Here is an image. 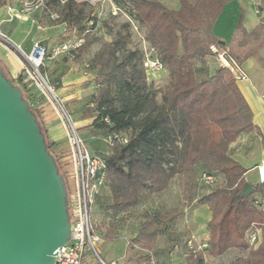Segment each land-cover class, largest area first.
<instances>
[{"label":"trees","instance_id":"1","mask_svg":"<svg viewBox=\"0 0 264 264\" xmlns=\"http://www.w3.org/2000/svg\"><path fill=\"white\" fill-rule=\"evenodd\" d=\"M236 1L177 0L178 7L171 9L159 0H113L120 12L117 16L107 13L106 21L113 23L114 30L117 17L126 8L138 30L143 31V41L167 72L169 84L159 105L142 68L144 53L127 48L129 37L105 24L112 39L102 42L100 50L88 58L96 87L88 109L95 119L88 129L97 131L106 147L104 154L94 156L103 158L106 164L105 178L113 198L106 211L113 219L134 208L143 193L164 192L169 181L179 174L192 185L196 167H200L198 181L211 188L195 201L197 208L207 207L211 213L206 255L222 258L229 252H242L246 253L243 264H264V185L255 186L250 196H240L245 170L227 152L241 135L254 131L251 112L228 69L218 63L211 74L206 69V59L215 60L211 47L219 54L224 52L240 68L264 47V14L257 27L246 32L243 12L239 11L232 36L240 34L245 39L243 50H233L232 39L226 44L213 34L225 8ZM58 3L60 0H49L46 6ZM86 7L76 0H66L62 6L61 22L67 38L81 35L87 24L94 22V31L85 37L81 49L72 58L65 56L72 64L85 59L92 45L101 43L97 33L102 18L97 20L91 7L93 12L85 15ZM1 69L4 77L20 89L65 180L68 172L61 167L48 141L34 87L24 75L12 80ZM196 74H202V78L197 79ZM112 135L126 137V145L109 147L105 142ZM61 159H65L66 168V158ZM203 175L217 178L220 184L206 186L201 181ZM179 214L175 209L164 215L156 211L143 214V224L129 241V249L145 251L144 259L152 261L158 233ZM255 227L261 231L262 242L251 246L248 238ZM187 260L188 264H204L203 252L191 253Z\"/></svg>","mask_w":264,"mask_h":264},{"label":"crops","instance_id":"2","mask_svg":"<svg viewBox=\"0 0 264 264\" xmlns=\"http://www.w3.org/2000/svg\"><path fill=\"white\" fill-rule=\"evenodd\" d=\"M262 1L264 0H237L227 7L233 5L232 12L234 14H238L239 11L243 12V27L246 32H250L257 27L263 16V13H259L258 10ZM76 2L78 1L76 0ZM3 5V2H0V29L21 52L27 54L34 43H40L50 49L63 42L53 45L55 40L51 32L56 28L43 25L40 18L41 13L33 14L25 22L17 20L7 22L6 9L8 6L3 7ZM9 7L18 8L19 4ZM176 7L177 3L171 9H176ZM247 14L248 18L246 17ZM219 21L220 18L215 23L213 34L221 42L227 44L233 37L234 19L229 29H226V26L228 27L229 25L228 21L224 22L226 24L225 27ZM64 31L65 26L62 32L65 33ZM94 46L95 44L92 45L89 55L76 64H72L65 57L46 62L43 73L54 91L55 98L62 105L79 136L88 145L89 152L92 155H100L106 151L104 141L97 131L88 129L95 119V116L88 111L92 106L90 102L91 96L96 90L93 82L94 76L88 65V58L98 51V49L93 50ZM155 56L152 58L157 59ZM0 66L10 79L15 80L19 75H23L24 59L17 50L7 49L0 45ZM206 67L208 74H211L217 68V62L213 58H208L206 59ZM242 69L246 73L248 80L237 81L236 86L250 109L254 131L247 135H241L229 146L227 152L230 158L245 170V183L250 184L254 189L255 186L261 185L257 179L255 167L264 162V47L254 57L247 59L242 64ZM199 75L201 76L202 74H196L197 79L202 78ZM160 82L161 84L167 83V86L169 84V78L165 70L158 72L155 76L147 75V83L153 85L152 91L154 89L159 90ZM33 90L36 91L38 96L36 105L40 110V120L46 128L48 141L53 145L54 154L59 158L60 164L63 165L65 159L61 158H66L68 161L70 152L66 140V123L57 110L55 103L51 102L48 96L40 93L35 88ZM156 101L159 105L162 103V99L158 100L156 98ZM62 167L65 170L69 169ZM177 177L178 175L169 181L168 188L159 195L143 193L134 208L125 211L114 219L106 211V208L113 201L112 193L108 182L106 181L103 184L104 186L94 198L91 220L95 231L98 234L100 232V236L105 229L107 230L110 222L112 223L111 225L115 226V229L111 232L113 237L109 236L108 240L114 244L115 242L116 244L120 243L117 244L120 246V252L117 253L116 258L110 257V264H146V259L144 258L147 253L145 251L143 252V250L137 248L129 249L128 247L129 241L136 237L139 226L143 224L142 215L152 213L140 209L145 201H150L154 198L162 201L164 211L159 212L162 215L169 213L173 209L180 208L179 205H176V203L181 202V190L175 186ZM176 198H178L177 201ZM199 209H203L202 213L199 212ZM210 219L211 213L207 207H198L197 209L185 210L180 213L168 227L161 229L158 233L152 248V258L155 259L156 264H188L187 256L199 251L203 252L204 264H243L246 253L242 252H229L222 258H211L206 255L205 248L209 238L207 225ZM256 229L258 230L256 245H259L262 242L261 231L259 228ZM120 238L123 242L120 241ZM100 242L103 244L107 241L102 239ZM186 250H189L190 253L186 254ZM128 251L133 253L130 258L128 257Z\"/></svg>","mask_w":264,"mask_h":264},{"label":"water","instance_id":"3","mask_svg":"<svg viewBox=\"0 0 264 264\" xmlns=\"http://www.w3.org/2000/svg\"><path fill=\"white\" fill-rule=\"evenodd\" d=\"M26 103L0 67V264H54L70 238L67 191Z\"/></svg>","mask_w":264,"mask_h":264},{"label":"built area","instance_id":"4","mask_svg":"<svg viewBox=\"0 0 264 264\" xmlns=\"http://www.w3.org/2000/svg\"><path fill=\"white\" fill-rule=\"evenodd\" d=\"M48 1L27 0L22 2L18 8L8 7L6 9L7 22L14 20L27 21L30 14L43 10ZM84 2L93 8L97 20L103 14L108 13L111 16H117L120 12L119 7L113 3V0H84ZM61 3L63 4V2ZM93 23V21H90L81 35H72L53 48L49 49L40 43H34L27 54L21 52L0 29V45L7 49L17 50L24 59L23 75L25 76V81L30 82L37 91L48 96L51 102L55 103L57 110L66 123V140L70 150L69 160L67 161L68 166L66 168L69 169L65 170L62 167H65V163L60 165L64 171L68 172L64 182L67 191L70 238L63 247L56 251L54 264H84V255L88 254V252H93L96 255L95 245L101 241L100 236L94 229L91 215L94 198L106 182L105 161L103 158L94 156L89 152L85 142L79 136L77 130H75L76 128L71 123L62 105L55 98L54 91L49 85L46 75L43 73L46 62L65 56L72 58L81 49L85 42V37L94 31L91 29ZM210 50L215 55L218 66L228 69L234 77L235 82L248 80L244 70L232 58H228L224 52H220L219 54L213 47ZM142 68L146 73L150 74L163 70V66L158 59H153L147 55L144 56ZM126 141L127 138L122 135H112L106 139L105 143L109 147H112L113 144L123 146L126 145ZM255 170L259 183L264 185V162L258 164ZM201 179L208 187H212L218 183L217 178L210 175H203ZM257 235L258 230L253 229L248 238L249 245H255ZM100 262L104 264L102 261Z\"/></svg>","mask_w":264,"mask_h":264},{"label":"rangeland","instance_id":"5","mask_svg":"<svg viewBox=\"0 0 264 264\" xmlns=\"http://www.w3.org/2000/svg\"><path fill=\"white\" fill-rule=\"evenodd\" d=\"M27 0H0V2H3V7L5 6H16V5H20L22 2H25ZM61 2H65L66 0H60ZM78 3L79 2H84V0H77ZM161 3H163L164 5H167L169 8H172L173 5L177 2V0H159ZM85 4V2H84ZM178 4V3H177ZM87 5V4H86ZM62 3H58L55 6L50 5L46 6L43 10H41V12L37 11L34 12L32 14L29 15V17H31L33 14L35 13H41V23L43 22V25H47L48 27H54L56 29H53L51 33L52 36H54V40L55 42L53 43V45H56L62 41H64L67 37L66 34L62 32L63 28H64V24L61 22L62 20ZM178 7V6H177ZM233 5L226 7V9L224 10L223 14L220 16V24H224V27L226 26V24L224 22L228 21V27L226 26V29H229V26L231 24V22L233 23V19H234V24L236 23L238 14H234L233 11ZM262 9V10H261ZM259 13H263L264 14V6H263V1L260 3L259 6ZM93 12V10L87 5V7L85 8V15H90ZM123 14H121V16L119 15L116 19L115 25H114V30H113V23H110L109 21H106V19L108 18L106 14L102 15V19L100 21V25H99V29H98V33L97 36L98 38L101 39V43L99 44H95L94 49L93 50H100L101 46H102V42H110L112 39V36L109 35V32L107 31L108 29L106 28L107 26H110L111 29L113 31H119L122 32L123 35H127L129 37V42L126 45L127 48L129 49H137V50H141L145 55L149 56V57H154L156 54L153 52V50L151 49V47L145 42L143 41V31L142 30H138L135 22L129 17L127 9L124 8L122 9ZM236 15V16H235ZM246 17L248 18V14L246 15ZM127 26V27H126ZM222 29L224 31V28L222 26ZM221 29V30H222ZM111 30V31H112ZM112 31V33H113ZM245 39H243V37L240 34H236L233 38H232V48L233 50H243L246 46ZM48 47V46H47ZM216 60V59H215ZM161 72V71H159ZM158 72L154 73V74H150V73H146L148 76H155ZM160 88L159 90L154 89L153 92L155 93L156 97L158 100L162 99L164 97V93L166 91L167 88V83H162L160 82ZM150 88H153V85H149ZM156 88V86H155ZM88 146V145H86ZM97 148H99L97 146ZM67 149V148H66ZM68 151V149H67ZM196 175H195V180L194 183L192 185H190L189 182H187L185 180V178L182 176V174H179L176 181H175V186L181 190L180 192V200L181 202L176 203V205H179L180 208L175 209L178 210L180 213H183V211H189L190 209H197V206L195 204V201L200 199L202 196H204V194H207L211 191V188H207L205 187L199 180V176H200V172H201V168H197L196 167ZM220 184V183H218ZM178 200V198H176V201ZM142 211H146V212H163L164 211V206H162V201H158L157 199H151L150 201H145V203L142 205V208L140 209ZM203 209H199V212L202 213ZM92 215H93V210H92ZM92 219V216H91ZM112 223L110 222L109 226L107 227V230L105 229V231H103L104 233H101V236H99L102 239H105L107 242L103 243L99 242L95 245V250H96V255H94L93 252H88V254L86 253L84 255V264H101L100 261H102L104 264H110V257L116 258L117 257V253L120 252V246L115 242V244L113 242H109L108 237L112 236L111 232L112 230L115 229V226L111 225ZM98 231V230H97ZM113 237V236H112ZM120 241L121 238H120ZM123 242V241H122ZM129 253V251H128ZM185 253L189 254L190 251L186 250ZM145 254V253H143ZM133 253L130 252L128 254V257H132ZM128 258V259H129ZM152 261L156 263L155 259L152 258ZM152 261L146 260V264H152ZM124 262V261H123ZM124 264V263H121Z\"/></svg>","mask_w":264,"mask_h":264}]
</instances>
